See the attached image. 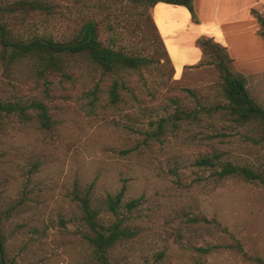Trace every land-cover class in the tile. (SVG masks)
Returning a JSON list of instances; mask_svg holds the SVG:
<instances>
[{"label":"rangeland","instance_id":"obj_1","mask_svg":"<svg viewBox=\"0 0 264 264\" xmlns=\"http://www.w3.org/2000/svg\"><path fill=\"white\" fill-rule=\"evenodd\" d=\"M18 1L52 9L3 17L14 38L67 41L93 22L103 45L152 62L105 74L77 56L65 75L40 77L31 60L3 61L0 45V102L24 110V116L0 120L8 261L92 264L75 196L87 192L102 207L107 194L124 187V203L138 200L131 212L120 210L134 236L110 249L109 264H264V188L238 177L217 180L196 165L201 157L216 156L264 169L262 131L223 116L222 79L208 64L213 57L202 54L199 64L175 77L150 9L120 0L0 4ZM114 81L116 101L109 96ZM244 82L264 109V82ZM37 104L46 109L48 124ZM181 111L189 118L175 119ZM113 218L103 208L102 222Z\"/></svg>","mask_w":264,"mask_h":264},{"label":"trees","instance_id":"obj_2","mask_svg":"<svg viewBox=\"0 0 264 264\" xmlns=\"http://www.w3.org/2000/svg\"><path fill=\"white\" fill-rule=\"evenodd\" d=\"M120 1L143 7L146 11L159 2L181 5L188 9L193 19L195 18L192 6L193 0ZM21 9L48 13L52 7L38 1H18L14 6L0 4V45L2 59L7 64L15 63L17 60H31L38 76L44 77L54 75V73L65 75L70 66L69 59L77 56L84 57L105 74L135 71L148 66L152 62L151 58L129 54L121 49L103 45L98 39L97 25L93 22L84 23L79 32L67 41H56L50 37L14 38L2 18L15 14L16 10ZM149 18L157 39L164 49L151 16ZM258 20V33L264 38V17L258 16ZM196 45L201 49L203 56L213 57L208 64L214 65L220 73L223 96L226 100V105L220 108L223 111L224 118L238 126H255L264 134V109L250 97L244 79L240 76H234L230 71L232 59L229 57L226 48L214 42L212 38L207 37L198 38ZM167 59L170 61L168 56ZM117 89V82L114 81L109 90L112 101H116L118 98ZM37 107L39 117L44 124H48L49 119L46 109L39 104H37ZM12 114L24 116V110L12 103L0 102V120ZM189 116V113L181 111L176 113L174 118L186 119ZM164 121L165 119L161 120V122ZM261 140L264 142V136ZM196 165L209 168L217 180L238 177L247 182H258L264 188V169L257 170L249 166L218 161L216 156L201 157L196 161ZM124 193L125 189L122 187L115 195L107 194L102 201V207H95L87 192L75 196L80 207V220L85 228L84 238L91 248L92 264H109L110 249L117 243L129 240L134 236L133 231L129 229L126 223L128 219L120 217V210L124 208L131 212L136 208L138 200L124 203ZM103 208L114 217L108 223L101 220ZM6 219L4 213L0 212V264H12L7 258L6 235L3 231Z\"/></svg>","mask_w":264,"mask_h":264},{"label":"crops","instance_id":"obj_3","mask_svg":"<svg viewBox=\"0 0 264 264\" xmlns=\"http://www.w3.org/2000/svg\"><path fill=\"white\" fill-rule=\"evenodd\" d=\"M192 6L194 19L181 5L159 2L150 9L175 77L201 62L196 41L208 37L226 48L234 76L264 82V38L258 33L264 0H193Z\"/></svg>","mask_w":264,"mask_h":264}]
</instances>
